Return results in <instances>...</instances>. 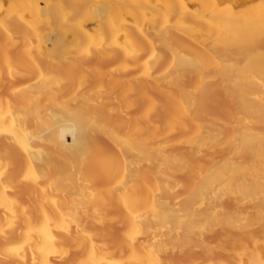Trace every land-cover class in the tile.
Masks as SVG:
<instances>
[{
	"label": "bare ground",
	"instance_id": "obj_1",
	"mask_svg": "<svg viewBox=\"0 0 264 264\" xmlns=\"http://www.w3.org/2000/svg\"><path fill=\"white\" fill-rule=\"evenodd\" d=\"M221 1L222 0H0V93H2L4 96L8 94H12L22 104H28L29 102H36L37 104L40 102L41 99L46 97L52 107L56 108V106L63 105L64 108L66 109L65 111L66 113L68 111H70V113H74L77 111V108H75V106L71 108L69 105L71 103L74 105L86 104L88 97L92 98L93 96H95L96 90L98 89L101 94V98H103L104 102L107 103L109 106L108 111L112 114V116H115L117 114L116 112H117L118 104L128 101L129 97H132L135 95L134 94L130 96L131 89L129 88H131L130 87L131 85L127 87L125 86L126 88L122 85L123 82L127 84H130L131 82L130 81L131 78L129 77V68L128 67L119 68L120 64L116 65V62L118 64V62L121 61L122 58L127 61L133 59L134 60L133 62L135 63V65L141 64V66H143V68L140 67L142 68V70L138 69L140 70L139 72L142 73L140 75L144 76V79H147V81H152L151 80L152 78L153 79L158 78L159 79L158 81L157 79H154V80H156L159 84H161L159 82L161 81L159 77L160 75L159 76L157 75L158 77H153L152 75L153 71L151 73V70H154L155 72L156 69H158L156 68V65L158 63L154 64V61L159 60L158 58L160 56L157 58L156 55L149 53L150 51H148V48H147L146 54H143L142 51L146 50L145 47L160 45V47L162 48L163 46H161V44L163 45L165 44V42L168 45L171 42L173 43V41H170L171 39L169 38H171L172 36H175L176 33L178 32L177 35H180L179 36L180 41L178 40L179 38L177 37L175 38H177V40L179 41L177 43L178 45H181V44L184 45V47L180 46L182 50L185 47H187L189 44H193V43L196 44L198 48L200 49V51L198 50L200 53L198 52L197 54L194 55V56L197 55L196 60H186L187 58L184 57L183 60L186 63L182 66L184 67L183 72H185V74L187 73L186 76H188L189 75L188 73L192 72L190 71V67H191L190 63L192 65H195L197 69L194 71L196 74V80L194 79V82L196 81L197 83H202L204 80L207 79L206 72L210 68L212 69V66L214 65V63H216V61H214L215 60L214 58L216 59L218 58L217 54L221 55L220 50L217 51L218 48L222 49L221 52L226 50L225 55L228 57L227 58L228 61L226 65H223L224 67L221 71L222 73H220L223 76V79L221 80L233 81V83H230V82L229 83L227 82V84L224 83L225 85L223 89H225L226 93L224 94L226 95H223V97L225 96V98L229 100L230 103L233 104L232 107L234 106L233 108L235 110L234 112L239 114L241 120L244 118V115H247V113H254L256 115L255 123L250 127L257 126V129L252 128L254 130L248 131L246 127L250 124L247 125V123H245L247 126L245 125V128H244L243 121H242V124H240V126L239 124H237L238 125L237 127L239 129L235 126L236 128L235 131L237 130L238 132L230 134L232 135V137L227 138L226 144L223 145V147H225V151L226 150L228 151L227 153L229 152L234 153L238 150L246 152L247 157L250 158V165L248 166V171H250L248 173L250 174V176L248 178H244V177L240 178V184L238 185L237 183H232V182H228L222 185L223 183L222 180L214 176L215 174H209V173L207 174L204 172L207 170L203 169L204 170L203 171L201 169L202 167H204V166L200 167L202 165L201 163L199 165L196 164L197 166L194 165L195 164L194 161H196V158L199 159L202 156L204 157L205 155L207 156V154L209 155V153H204V152H205L206 146H208L206 144H210L211 146L212 143L216 142L214 133L210 130L209 132L206 130V131H203V133L204 132H207V133L202 134L201 136L192 137L190 139L188 137H185L182 140V142L186 144V146H189V148L187 147L188 149L183 151L184 153H181V154H184L181 156L182 157L181 159L178 158L180 159L178 163V167L181 170L178 167L177 168L179 172H181L182 169H185V171L184 172L182 171V173L180 174L185 173L186 170L187 171L190 170L189 168H187V166L189 165V162H191L190 160L194 158V161H193L194 166L193 165H190V166L191 168L193 167L195 169L192 168L193 171L191 169L192 175L191 173H189L191 176V179L188 180L189 183L186 184L187 186H185L186 194L182 200V203L179 202L178 204L181 203V207H182V204H184L185 206L191 203L192 204L194 203V205H198V201L200 199H203V200L207 199L209 202L210 208L216 209L220 205V204L217 205L220 200H224L225 197H230L231 199H233L234 204L237 205L238 210L236 211L231 210L232 213L230 215L231 217L229 220L216 219L214 222L217 221V223H214V225L215 227H217L218 224H220V227H219L220 234H222L221 235L222 237L223 236L225 237L223 241H225L226 238L228 240H230V238L232 239L237 238L238 243L234 244L229 249V251L225 247L221 248L222 250L221 254L223 253L229 254L228 260H217L215 258V255H211V256L208 255L206 256L205 259L201 260L200 262L199 261L197 262L194 259L193 260L190 259L191 260L190 262L188 263L184 262V263L185 264H264V241L259 242V238L252 235V232L255 229L259 227L263 228L264 226V85H259L260 83L253 84L252 82H250L251 78L255 77L252 75L249 76V78L247 79L248 81H245L244 84L239 83V82L237 83L239 74L241 73V71H239L240 66L238 67V65H240L242 61L240 62L237 59L241 57L240 53L242 55L241 59L244 58L243 54H245V52L247 56L249 55V57H247L246 59L244 58L245 61H247L248 59V62H249V59L253 60V58L261 59L260 57L258 58H255V57L257 56V54H259L258 48H256L257 44L261 42L262 40L264 42V16L260 12H259L260 14L256 13L254 11V8L251 7L252 4L255 3L256 1L250 4L252 2L251 1L249 3L251 6L247 4V7L245 8L243 7L244 9L241 8V6H240L241 10L236 9V11H239V12L241 11L240 14L246 11L240 17L239 16L235 17L236 13L238 15L239 12H236L234 10V13L235 12L236 13L235 15L233 13V8H236L238 5L237 2L233 1V3H236L235 7L233 6L235 4L232 5L231 3H229L228 5L231 4L232 6V7L230 6L231 8H229L228 5H225V6H228L227 8L226 7L223 8L224 5L222 6ZM229 1L232 2V0H229ZM248 6L251 7L253 10L249 8L252 11L248 9L249 11L247 12ZM254 6L256 7L255 10L260 8L256 4ZM186 20L188 21V23ZM183 22L184 24L187 23L188 26H186L187 25L186 24L184 27H182ZM90 24L92 26L89 28L88 25ZM185 27L187 28L184 29ZM70 34H72L71 35L72 37L67 41V37ZM138 45H140V47L143 46L142 51L140 49L138 50L140 54H143L145 56L148 55L149 57H151L150 60H152V62L148 63L147 62L148 59L146 60L144 56L140 55L139 52L135 51L136 46ZM156 48L158 51L159 47H156ZM169 48L171 49V47ZM250 48H253L252 49L253 52L251 50L250 52L248 51V49ZM108 50H110V52L112 53L113 58L116 59L115 61L116 66L112 64L113 65L112 67L111 66L106 67V65H101L100 63L95 62L97 56L105 54V52H107ZM161 50H159V53H161ZM174 50L175 49H173V51H171L170 54L167 53V55L171 56L172 59L179 58L182 54V51L179 49L175 51ZM187 50L189 49L186 48L185 51L187 52ZM243 50H245L244 53H243ZM261 50L263 49H260V51ZM167 51L170 52V50H167ZM210 51L211 52L214 51V52L211 53ZM152 52H155V51H152ZM263 52L262 51L260 52V55L262 57L264 56L263 54H261ZM17 53H24V56L15 55ZM149 54H151V56ZM205 55H208L207 57H209L210 55L211 56L208 59H206L204 58ZM106 56L111 57V55L109 54H106ZM221 56H223L222 60L224 61L225 60L224 55H221ZM110 57L109 59H111ZM193 58L195 59V57ZM160 60H163V58ZM212 61H214V63H211ZM60 62L69 63L76 71H79V69H83L91 74L95 73L96 75H99L100 77L97 80L94 79L93 77L90 78L85 83L86 85L80 90L78 89L70 90L68 89V86L74 80L73 72L67 71L65 74H60L58 71L52 70V66ZM210 63L213 65L211 66ZM222 63L224 62H221V64ZM148 64H150V67ZM216 65L218 64L216 63ZM261 69H264V67L263 68L261 67ZM132 70H134V68H132ZM215 72L214 74L216 76L213 75L214 78L217 77V75H219L218 70H215ZM263 73H264V70H263ZM263 73L257 72L256 75L259 77H262ZM132 78H135V77H132ZM214 78L213 80L216 79ZM136 79L138 80L137 77ZM139 79H140V82L144 80L142 78H139ZM183 79L184 77L182 78V80ZM218 79L219 78H217L216 80L218 81ZM27 80H34V87L31 89V92L25 93V92H22L21 89H19V84ZM147 81L145 83L146 85L142 84L140 86V91H138L140 93L138 95L137 94L135 95L137 97L140 95L138 99H141V98L148 99L150 97L149 92L152 90L150 89V87H149L150 91L148 90L147 84H149L150 82L147 83ZM217 81H214V82H217ZM219 81L218 83L220 84ZM258 81L262 82V80L256 81L254 79V82H258ZM55 88H57L58 91L53 92V89ZM156 88H158V86ZM195 89H198V87ZM182 90H179V93H181ZM161 91H164L163 88L162 90H160V92ZM194 91L197 92L198 90H193V92ZM120 92L121 94L118 95L117 93H120ZM138 92L134 91V93H138ZM191 92L189 93L185 92L186 94L185 93L180 94L181 96L184 95V99H185V102L184 100L182 101V99L181 100L179 99L181 102L184 103V105L182 103L183 107L184 106L188 107L189 103L191 102H192V105L195 104L194 102L195 98L191 94ZM195 92L194 94L198 95V93H195ZM151 94L153 93L151 92ZM213 94L211 97H213ZM61 95H65V98H63L62 100H60ZM207 96H210V95H207ZM137 97H134L133 99ZM220 97L222 99V96ZM130 107H133V106H130ZM187 107H184L183 111L180 108V112L182 113H180L179 111L176 112L178 116L182 115L181 118L179 117L180 119L178 120L180 121L181 125L184 127L187 126V123L190 124L189 121H192V123L194 124V122H196L198 118L197 116L194 117V113H191ZM229 107L230 106H228V108ZM125 110L128 111V112L126 111L127 118L125 119H130L136 122L138 121L139 118H142L147 124H149V122H152L151 121L152 117L150 118L149 114L141 116V114L137 113L136 111L135 112L133 111L134 113L130 112L131 109L129 108ZM220 110L222 111V109ZM20 111H17V113L11 112V114H6V113L3 114L0 111V134L10 129H12V131L15 132L13 133L14 135L12 136L10 135L12 139L9 142L5 141L7 143H11L12 146L8 145L5 142L4 143L1 142L0 149L2 148L5 149V152L8 151L7 153L12 154L14 157L15 155L13 153L15 151L11 152V150L13 149V145H14V150H17L16 154L18 151L20 152V154L19 152L18 154L21 158L17 156L19 160L22 159V157L26 158L28 163L26 159H23L22 162L25 160L26 162L24 161V164H26L27 166L28 164L34 165L37 172L36 174H34L33 170H31L33 172L32 173L33 176L34 175L35 176L33 178L32 174L29 173L31 174V179H32V180H29L30 177H29V174H27L29 178L28 179L29 181H28L27 179H24V175L26 176V174L23 175V178L21 177L22 178L21 180L19 179L20 176L17 179H16V176L14 177L15 174L12 172L13 169L10 172L1 169L2 171H0V202L14 203L12 202V199L8 200L9 195L7 194V190L5 186L4 187L2 186V184L4 183L3 181L5 179L8 180V177H13L10 180L12 181V179H14V181L17 183V190H19L21 194V192L24 193V190L26 189V187H29V188L30 186L33 187L34 184L42 185V183H44V180L48 179V175L49 177H51L50 175H53L54 173H56L55 160H61V162L63 163V168L64 170H66V172L63 173L64 176L61 181L57 182L54 180L52 181V179H48V181L46 182V184H49L51 186L52 191H54L55 193L64 194V199H66L65 200L66 202H63L64 201L63 198L60 197L63 200L62 205L57 203V200L60 198H57L56 201H53V198H51L50 196L47 198V193L46 194L44 193L46 195L45 197L44 195H42L43 198L40 197L44 199L41 202L37 201L36 203H34L36 201V198L33 196L31 202H33L34 204L27 203L28 205L26 204V206H22L21 209L20 207H17L14 205L4 206L5 203H1L3 205L2 207L4 209V212L9 213L8 214L9 218H12V220L11 219L10 220L11 222H13V224L10 225L11 222L9 220L8 221L10 224L9 223L7 224L11 226L10 229H12V232H16V230L20 228L23 229V227H20V226H24L25 229H27L28 231L27 233L32 232L34 230L37 232L44 230V233H46V235L44 236H46L47 238L42 239L41 237L40 239L42 240H39V241L35 240V241H31L28 243V244L33 245L35 248L42 250L41 255L38 256L39 257L38 261L41 262V264H48L50 262L51 257H61V258H64V260L62 259L63 261H66V259L71 258V257L69 258V256L71 255V254L69 255V252L70 251L72 252V250H78L81 253V259L78 255L79 253H77L79 257L78 259L80 261H78L74 257L78 263L80 262L83 264L86 261H90L91 263H94L95 261L98 262L101 257L98 259V254H96L95 252V250H97L95 249L97 239L94 235H97V234L92 235L91 233L90 235H87V236L86 234L84 235V233H86V229L84 228L86 225L89 226V224H93L94 226H96L98 228L97 230H99L100 232L102 230H107V231L110 230L109 232L113 230L114 232L112 233L114 236H115L114 234L115 231L123 233L126 231V228L129 226L131 228V231L133 232L134 230H137L138 232L142 233L141 235L143 234L145 235V233H147V237L149 234H153V231H157L158 230L157 228H159L160 226H163L165 220H167V214L164 213L165 211L164 208H166L167 202L162 204V205H166L163 208L164 211L161 208L160 212L161 211L163 212L162 213L158 212L157 213L158 215L157 214L154 215L155 210L159 208V206L162 207L159 204L162 198H159V196L156 193H152V192L151 193L147 192V195L145 196V198L143 197L141 198V196H139L140 200L133 197L132 198L134 199L133 201L132 199H130L132 202L130 203L128 201L127 203L125 202L124 204L125 210L123 211H126V216L123 215V213H121L123 215V218L125 217L124 218L125 221H122L123 223L121 222L120 219L119 220L121 223L120 224L116 223L115 221H117L116 219L117 217L116 218H111L107 216H105L104 218H101V217L95 218L92 216H90L89 218L79 217L80 213L84 214V211L87 213L91 210L96 209V207H94L95 205H91L93 206V207H90L91 210L88 207V205H85V207L86 208L88 207V208L85 209L84 211H81L84 208H82L83 204L80 203V201L82 200L85 201L88 198L98 201L96 196L100 195V197H102L101 195H103L104 198H106L107 197L106 195H108L109 198L107 197L106 199H104V202L105 200H107V202L105 203L100 198V201H102L104 205H106V203L109 202L110 196L112 197L111 200L112 199L116 200L117 198H113V196L115 197L118 196L117 202L115 200L114 201L110 200L111 202H113V204L109 202L106 206L116 209L118 205L122 204V199H120L121 202L119 201V204H118L119 197L120 195L124 196L127 194L128 188H129L128 184H130L131 181L129 180L128 184L127 183L118 184L117 182L118 166L120 164L122 165L130 164L131 169H129V172L127 173V177L128 179H130L131 177L136 176L137 172H139L138 165L140 166L143 159H146L150 163L151 161L154 162L157 160L155 159L153 155L155 152L153 154L150 153V155L147 154L145 156L140 155V153L138 155V152L136 150L137 145H136V140H135V143H134L136 146L135 150H134V146L132 145L129 156L128 155L124 156L122 153H120V156H122L121 161H119L118 158H116L114 154H112L114 153L113 150H110L112 151V153L107 152L105 153L104 156L98 158V151L101 149L98 145L93 147L92 150L91 149L87 150L86 147L82 146L81 144L79 145L73 144V138L70 137L69 134H59L55 132V129L53 126V122H54L53 110L51 107L48 110H45V114L44 112L38 113V111L35 113L37 114L35 115V120L37 124H36V128L32 132L31 130L25 129L26 122L21 121L23 120V116L19 113ZM226 111L224 109L223 112L226 113ZM179 113L181 115H179ZM233 113L231 114L232 116L227 115L226 113V116H228L227 118H229V116L231 117L235 116ZM240 113L244 115L241 116ZM77 115L81 116V122L79 123L80 125L84 124L85 126L92 128L93 130L101 133V128H99L100 127L99 124L97 123L89 124L88 122L86 123L87 121L86 118H84L79 112L77 113ZM195 115H197V113ZM240 118H238L237 122L240 121L239 120ZM118 119L119 120L116 125L110 124L104 119L101 120V124L108 127V131H106L108 132L106 140H109V142L112 143L113 148L116 150L120 147L119 139H118L120 137V134L119 132L117 133V131H120L125 124L124 118L123 119L118 118ZM232 119H234V117ZM63 121L65 122V125L63 122L58 123L57 125L59 127L64 128L66 131L69 130L68 132H70L71 127H73V125H71L66 120V118ZM235 121L236 120L234 121L232 120L233 123ZM251 121L254 122V120H251ZM168 122L173 123V120L171 122V119H169L166 123L168 127L170 126L169 131L171 133L173 132L171 130L173 127H171L172 125H170ZM226 123L228 122L226 121ZM151 125L153 124L151 123ZM174 125H176L175 126L176 128L177 123H175ZM157 126L158 125H153L152 128H150V130L151 129L154 130L155 128L159 127ZM241 126H243L242 130H240ZM184 127L182 129L183 132L179 130V132L175 133L174 135H177L180 132L182 134L185 133L186 132L185 129H187V131L189 130L187 128L188 126L185 127V129ZM229 128L231 129V126ZM140 131L145 132V130H140ZM169 131L166 133H169ZM156 132H160V130L157 131L156 129L155 131H151V134L153 135ZM175 137H173V139ZM154 139H157V136ZM160 140H161V137H160ZM41 141L43 144L50 145L51 148H54V151L46 154L44 152L42 145H40V147L39 146L35 147L36 143L41 142ZM167 141L169 140L167 139ZM158 143L160 145V142ZM158 143L156 145H158ZM162 147H164V145L161 146V148ZM157 148H160V147H157ZM161 148L160 150L161 152H163ZM164 148L166 149V147ZM218 149H221L220 146H214V152L216 153H214L212 157L211 155L213 152L211 153V151L213 150L211 149L210 151H206V152H210L211 154L210 160L212 161V164H214L216 162V158H218L217 157ZM134 151H136V153ZM155 151H159V150L155 149ZM222 151H220V153ZM161 152L159 151V153ZM160 155L163 156L164 154L162 153ZM206 156L204 158L202 157L201 160L202 159H205V161L208 160ZM15 162H16V157H15ZM199 162L201 161L199 160ZM10 163H13L12 158L10 160ZM28 168L32 169L31 166ZM6 169L9 170L8 168ZM85 172H88L86 173L88 175L84 176ZM78 174L79 176H77ZM173 175L175 174L173 173ZM188 178H190L189 175H188ZM85 182H87V184H85ZM177 182L178 184H181L179 183V181ZM176 183L175 185L179 187V185ZM173 186H174V183H173ZM182 188L180 187V189L178 190H181ZM7 189L9 190L8 187ZM134 189L136 190L135 187ZM13 191L14 190H11L12 193L15 192ZM138 193L140 192L138 191ZM138 193L134 194L133 196L135 197L138 196ZM30 196H32V194L31 195L29 194V197ZM53 197H56V196L54 195ZM49 199H52V200H49ZM20 203H18L17 205H21ZM95 203L97 204L98 202H95ZM103 203H100V204H103ZM110 204H112L113 206L112 205L110 206ZM104 205L103 207L105 210L106 207ZM16 208L20 210H17ZM98 208H100V205ZM47 210H49L50 212L64 211L63 213L70 211L68 213L69 214L74 213L76 214L75 216H77V214L79 213L77 216L78 218H80L79 220L77 221L74 220L73 218L75 217L74 215H71V217L73 218L71 219L76 221L77 229L79 228L80 230L81 229L84 230V233L79 234V236H81L79 237L80 239L79 242L83 244L82 242L87 241L90 247H87V248L76 247L73 241L66 245V242H70L68 241V237L73 236V232L75 231L74 230L75 228L71 226L72 223L70 224V227H72V229L69 226H67V224L65 226H61L59 219L57 221L55 220V218H50V215L52 217L53 216L52 214L56 212L49 214ZM104 210L103 212L106 213L105 212L106 210L105 211ZM46 211L48 213L47 214L48 217L42 218L44 217L43 212H46ZM97 211L101 212V210L99 209ZM26 212L28 214L37 212L38 215L36 217L37 219L36 221H38L39 218H42V220L39 219V221L36 222L32 220L33 218L27 217L28 214H26ZM40 212H42V214ZM25 214H26L25 220L28 219L29 223L27 221L25 222V224L22 225V222H24L25 220L23 221V219L21 218ZM69 214L66 213L65 215H68L69 217ZM243 214L245 215L242 217ZM61 215L63 214L61 213ZM61 215H58L56 213V216L61 217ZM241 217L243 219H241ZM70 222L72 221L70 220ZM187 226L188 225L185 223L184 228L187 229L188 228ZM50 228H54L58 231L63 230V232H65L64 234H66L65 236L66 237L68 236V237L65 238V236L64 237L61 236V239H63L61 240L59 236L62 235L61 234L62 232L58 233V231L57 233L59 234V236L57 234L50 235L51 231H48V229ZM180 228H181L180 226L177 227V229H180ZM51 230L53 231V229ZM54 232L55 231H53V233ZM176 232H177V235L181 234L178 231ZM122 233H121V236H122ZM137 234L139 235V233ZM137 234L135 236H137ZM116 235L119 236V234H116ZM144 235L141 237L142 238L145 237V239H147L146 236ZM97 236H100L99 233ZM110 237L108 236V238ZM135 238L132 237L131 239L132 246L130 248H132L131 249L132 252L130 251L131 253L129 254V257H127L126 260L119 261L120 260L119 259L118 260L119 262L117 261L115 264H156V263L158 264L159 262H161V259L159 257V255L161 256L160 251L158 252V250L155 249L154 247L153 249L150 250L149 246L146 250L147 254H145V251L143 253L146 256V259L144 258L143 260L142 252L140 251L141 252L140 253L137 251L138 250L137 246H140L139 243H141L142 239L140 238L141 240L140 239L136 240ZM64 239H66L67 241ZM127 239H130V238H127ZM60 240L62 242L66 241L64 244L65 245L64 249H61L55 245L57 242H60ZM106 240H110V239H106ZM101 241L102 239L100 240V242ZM249 241L250 242L252 241L253 243L252 249L250 248V245L252 243H250L249 246L246 245V243H248ZM27 242L28 241H26L25 243ZM25 245L27 246V244ZM83 245L85 246V243ZM118 249L117 251H119ZM148 249H149V253H148ZM17 250L18 249L16 248V251ZM136 251L138 252L137 255L138 254L142 255L140 256L142 259L139 258L137 255H135L134 258L133 256H131V254L132 253L135 254ZM26 252L27 254H29L28 250ZM109 252H112V251H109ZM195 252L198 253V251H195ZM99 253L101 254V252ZM183 253L182 254L180 253L182 257H183ZM124 254H121L119 256L123 257L122 255ZM193 255H196V254H193ZM182 257L181 259H183ZM193 257L195 258V256ZM21 258L24 259V257H21ZM176 259L177 258H175V260ZM179 259L180 257L178 258V260ZM93 260L94 262H92ZM106 262L108 263L109 261L107 260ZM85 264H88V262H86ZM167 264H169V262ZM170 264L172 263L170 262Z\"/></svg>",
	"mask_w": 264,
	"mask_h": 264
},
{
	"label": "rangeland",
	"instance_id": "obj_2",
	"mask_svg": "<svg viewBox=\"0 0 264 264\" xmlns=\"http://www.w3.org/2000/svg\"><path fill=\"white\" fill-rule=\"evenodd\" d=\"M233 1L237 2V4H238L236 8H233V13H234V10L235 11H236V9H240L241 10V8L247 7V4L250 5L254 1H256L258 3L255 2L253 4L254 5L255 4L258 5V7H260V8L255 10L256 7L253 4H252V6L251 5L250 6L252 8H254V11L256 13L260 12L264 16V0L263 1L262 0H245V1L244 0H232V2L229 1V0H222L221 4H222V6L224 5L223 8L224 7L227 8L228 6H229V8H231L232 7L231 4L232 5L235 4V5H233L235 7L236 3H233ZM229 3H231V4L228 5ZM225 5H228V6H225ZM240 6H241V8H240ZM251 7L248 6L247 12L250 10L249 8H251ZM243 9H242V11H243ZM252 10H250V11H252ZM236 12H239V11H236ZM240 12H239L238 15H237V13H236V15L234 13L235 17H238V16L240 17L246 11L242 12V14H240ZM187 23H188V21H187ZM187 23L184 24V22H183L184 25L182 24V27H184ZM91 26H92L91 24L88 25L89 28ZM186 26H188V24ZM186 28L187 27H185L184 29H186ZM177 34H178V32L176 33L175 36H172L171 38H169V39H171L170 41H173V43L175 45L172 42H171L172 44L170 43L169 45L165 42V44H163V45L161 44V46H163L162 48L160 47V45H155V46L145 47L146 50H144V51H142L143 46H141V47H140V45L136 46V50H135L136 52H139L138 50L140 49L143 52V54H146L147 53V48H148V51H150L149 53H151L153 55H156L157 58L160 56L158 58L159 60H155L154 61V64L155 63L156 64L160 63L159 65L157 64L158 66L156 65V68H158V69L155 68L156 69L155 72H154V70H151V73L153 71V73H152L153 77H158L160 75L159 77H160L161 81H159V82L161 84H159L157 82L159 80L158 78H154V79H157V81H156V80H154L151 77L152 78L151 80L153 82L152 81H147V79H144V76L140 75L142 73L139 72L140 70H142L143 66H141V64L135 65V63L133 62L134 61L133 59L127 61V60L122 58V60L120 59L121 61H119L118 64L116 62V65L120 64L119 68H122V67H128L129 68V77L131 78V80H130L131 82H130V84H127V83L123 82L122 85L124 87L125 86L127 87V86L131 85L130 86L131 88H129V89H131L130 96L134 95V94L138 95L140 93V92H138V91H140V86L142 84L146 85L145 84L146 81H147V83L150 82L149 84H147L148 85V90L150 91V89H151L152 91L149 92L150 93L149 94L150 97L148 99H144V98L143 99L142 98L138 99L140 95L138 97L134 95L132 97H129L128 101H125L123 103L118 104L117 112H116L117 114L115 116H112V114L108 111V107L109 106H108L107 103L104 102L103 98H101V94H100L98 89L96 90L95 96H93L92 98L88 97L89 100L87 99V103L86 104L74 105V104L71 103L69 105L71 108L74 107V106H75V108H77V111L74 112V113H70V111H68L66 113L65 112L66 109L64 108L63 105L56 106V108L52 107L46 97L41 99L40 102L37 103V104H36V102H29L28 104H22L12 94H8V95L4 96L2 93H0V111L3 114L4 113L11 114V112L17 113V111L21 110L19 112L23 116V120H21V121H25L26 122L25 129L31 130V132L34 131V129L36 128V124H37L36 120H35V115H37V114H35V113L38 111V113H40V112L43 113L44 112V114H45V110H48L51 107L52 110H53V120H54L53 126H54V129H55V132L59 133V134H69L70 137L73 138V144H76V145L81 144L82 146L86 147L87 150L88 149L92 150L93 147L98 145L101 148L98 151V158L104 156L105 153H107V152L108 153H112V151H110V150H113L114 153H112V154H114V156L116 158H118L119 161H121L122 160V156H120V153H122L124 156L125 155L129 156L130 149H131L132 145L134 146V150H135V148H136V146L134 144L135 140H136V145H137V149L136 150L138 152V155L140 153V155L145 156L147 154L150 155V153L153 154L155 152L153 155H154L155 159H157V160L154 161V162L151 161V163H150L146 159H143V161L141 162L140 166L138 165L139 172H137L136 176H133L130 179H128V177H127V173L129 172V169H131L130 164H127V165L120 164L118 166V168H117V174H118L117 182H118V184H121V183H127L128 184L129 180L131 181V183L128 184L129 188H128L127 194L126 195L123 194L124 196L120 195L119 200H118V204H119V201L121 202L120 199H122V204L118 205V207L116 206L117 207L116 209L106 206L109 202L113 204V202H111V201H114L115 199L111 200V198H112L111 196H110L109 202L106 203V205H104V203L107 202V200H105V202H104V199H106L108 197V195H106L107 197L105 196L106 198H104L103 195H101L102 197H100V195L96 196L98 201H95V200L90 199V198H88L89 200L86 199L85 201L84 200L80 201V203L83 204L82 208H84L81 211H84L88 207L89 208L93 207L91 205H95L94 207H96V209L94 208L95 210H91V208H90L91 211L87 212L88 214L85 211H84V214L80 213V216H79L80 218H89L90 216L95 217V218H97V217L98 218L99 217L104 218L105 216L111 217V218H116L117 217L116 219H117L118 222L117 221H115V222L120 224L122 221H125V219H124L125 217L123 218V215L126 216V211H123V210H125V205H124L125 202L126 203H127V201L129 203L132 202L134 200V199H132L133 197L137 198L139 200H140L139 196H141V198L142 197L145 198V196L147 195V192L156 193L159 196V198H162L161 201H160L161 203L159 202V204L162 207L159 206L160 209L157 208L155 210L154 215H156L158 212H160L161 208H162L163 211L165 209L164 213L167 214V220H165L163 226H160L159 228H157L158 230L156 229L157 231H153V234H149L151 236L148 235V237H147V233H145V235L143 234L144 236H146V238L148 240L145 239V237H143V238L141 237V236H143V235H141L142 234L141 232H138L137 230H134V232L136 231L134 233L133 231H131V228L129 226L126 228V231L123 232V233L115 231V233H114L115 236H114L113 233H112V232H114L113 230L111 232H109L110 230H108V231L107 230H102L100 232L99 230H97L98 228L96 226H94L93 224H89V226H87V225L85 226L84 229H86V233H84V230H82V229L80 230L79 228L77 229V227H76V221L80 219V218L77 217L79 213L77 214V216H75L76 214H74L73 212H72L73 214H71V213L69 214L68 212H70V211L65 210V211H67L66 213L69 214V217H68V215H65L66 213H63L64 211H62V212L54 211L58 215H61V213L63 214V215H61V217H59V216H56V213L50 212L49 210H47L49 214L50 213L51 214L54 213V214H52L54 217L53 216L51 217V215H50V218H55V220H57V221L59 219V222H60L61 226H65L67 224V226L70 227V224L72 223L71 226L73 228H75L74 229L75 231L72 230V231H74L73 232V236H71V237L67 236L68 237V241H70V242H66L67 240L64 239V240H66L65 241L66 245L73 241V243H74V245L76 247H83V248L90 247V245L88 244L87 241L86 242H82L83 244L85 243V246L79 242L80 241L79 237H81V236H79V234L84 233V235L86 234V236H87V235H90L91 233H92V235H94V234L98 235V233H99L100 236L94 235L96 237V239H97L96 240L97 243H96V247H95V249H97V250H95V252H96V254H98V259L101 257L100 258L101 260L100 259H99V261L97 260L98 262H96V261L94 262V260H93L92 262H94L95 264H115L119 259H120L119 261L126 260V258L129 257V254L132 252L131 251L132 248H130L132 246V244H131L132 237L133 238L136 237L135 238L136 240H139L140 238L142 239V240L140 239L141 243H139V245L142 246V244H143V246L142 247L137 246V249H138L137 251L138 252L141 251L143 256L139 255V254L137 255V253H138L137 251H136L135 254L132 253L131 256H133V258L135 257V255H137L139 258H141L140 256H142V258L144 260V258L146 259V256L143 254L144 251H145V254H147L146 250H147L148 246L150 247L149 248L150 250L153 249V247H154L155 249L158 250V252L160 251V254H161V256L159 255V257L161 259V262H159L158 264H164V263L167 264L168 262H169V264H170V262L172 264H176V263L177 264H181V263L185 264V263L190 262L193 259L196 260L197 262L198 261L200 262L201 260L205 259L206 256H208V255L209 256L215 255V258L217 260H228L229 254L225 253L226 254L225 255L223 252H222L223 254H221V251H222L221 248L225 247L229 251V249L234 244L238 243L237 238L236 239L230 238V240H228L226 238L225 241H223L225 237L224 236L222 237L221 236L222 234H220V229H219L220 224H218L217 227H215V225H214V223H217V221L214 222L216 219L229 220L230 217H231L230 215H231L232 211L238 210L237 209V205L234 204L233 199H231L230 197H225L224 200H220L218 202V204H217V205H219V204L220 205L216 209H214V208L211 209L210 208V205H209V202H208L207 199H204V200L200 199L198 201V205H194V203L193 204L191 203V204H188V205L185 206L184 204H182V207H181L182 200H183V198H184V196L186 194L185 186H187L186 184L189 183L188 180L191 179V176H190L189 173H191V175H192V171H193V169H195L193 167H192L193 168L192 169L191 166H190V165H193L194 158L192 160H190L191 162H189L188 166H190V167L187 166V168H189L190 170H188V171L186 170V172L183 173V174H180V173H182V171L184 172L185 169H182V171L179 172L178 171V168H179L178 167V163H179L180 159L182 158L181 156L184 155V154H181V153H184L183 151H185V150H187L189 148V146H186V144H184L182 142V140L185 137H188L190 139L192 137L201 136L202 134H206L207 133V132L203 133V131L207 130L209 132V130H210V131H212L214 133L215 138H216V142L212 143L211 146H210V144H206L208 146H206L204 153H209V155L208 154H207V156L205 154H203V155H205L208 160L205 161V159H202L203 160L202 161L201 158L203 156L200 157L199 159L196 158V161H194L195 162L194 165L197 166V165H199L201 163L202 165L200 167L204 166L201 169L202 170L203 169L207 170V171L203 170L207 174L208 173L209 174H215L214 176H216V177H218L219 179L222 180V182H223L222 185H224V184H226L228 182L237 183V185L240 184V178H242V177L248 178L250 176V174L248 173V172H250V171H248V166L250 165V158L247 157L245 151H239L238 150V151H236L234 153L232 152L233 154L229 152L230 153L229 154V153H227L228 152L227 150L225 151V147H223V145L226 144L227 138L232 137V135H230V134L238 132L237 130L235 131V129H236L235 126L237 127L238 126L237 124H239V126H240V124H242V121H243L244 128H245V125H246L245 123H247V125L250 124L248 126L246 125L248 127V128L246 127V129L248 131L254 130L252 128H256L257 129V126L250 127V126H252L255 123L256 115L254 113H247V115H244V114L240 113L241 116L244 115V118L242 117L243 119L241 120L239 114L234 112L235 111L233 109L234 106L232 107L233 104L230 103L229 100H227L225 98V96L223 97V95H226V94H224V93H226L225 89H223L224 85L227 84V82L228 83L229 82L233 83V81H223V80H221V79H223V76L220 73H222L221 71H222V69L224 67L223 65H226V63L228 61V59H227L228 57L225 55V53H226L225 51L226 50L223 49L224 51H222V52H221V50H222L221 48L220 49L218 48V50H217V51L220 50L221 55H224V59H225L224 61L222 60L223 56H221L219 54H217V56H218L217 59L214 58L215 59L214 61H216V63L219 65L220 69H219L218 65H216V63H214V61H212L211 63H214V65L210 63V65L211 66L213 65V66H212V69L210 68L206 72V75H207L206 78L207 79L204 80L202 83H197L196 81L194 82V79L196 80V74H195L194 71L197 69V67H195V65H192L190 63V65H191L190 71H192V72L188 73L189 75L186 76L187 73L185 74V72H183V68L184 67L182 65H184L186 63L183 60L184 57L187 58L186 60H196L197 59V55L196 56H194V55L197 54L200 51V49L198 48V46L196 44L193 43V44H189L188 46L185 45L187 47H185L182 50V48L180 46L184 47V45L183 44H181V45L177 44L180 41V37H179L180 35H177ZM71 35L72 34L68 35L67 41L72 37ZM175 37L179 38L178 39L179 41ZM156 47H159L158 51H157ZM169 47H171V49ZM178 47H180L181 49L178 48ZM186 48L189 49V50H187V52L185 51ZM256 48H258L259 54H257V56L255 58L260 57L261 59H254L253 58L254 61L252 59H249V62H248V59H247V61H245L244 58L246 59L247 57H249V55L247 56L246 52H245V54H243V56H244L243 59H241L242 58L241 53H240L241 57H239L241 60L239 58H237L238 61H240V62L242 61L241 64L238 65V67L240 66L239 67L240 69L237 67L239 69V71H241V73H240L241 76L239 74L237 83L239 82V83L244 84L245 81H248L247 79L249 78V76L252 75V76H255L256 78L252 77L250 82H252L253 84H255V83L259 84L260 83L259 85H264V78H263L264 77V73H263L264 69H261V67L262 68L264 67V56L262 57L260 55V52L264 51V42H263V40L257 44ZM173 49L181 50L183 56L181 54V56L179 58L172 59L171 56L167 55V53L170 54L171 51H173ZM252 49L253 48H250V49H248V51L250 52V50H251L253 52ZM260 49H263V50L260 51ZM159 50H161V53H159ZM167 50H170V52H168ZM152 51H155V52H152ZM214 51H215V49H214ZM214 51H212V52L210 51V52L213 53ZM244 51L245 50H243V53H244ZM223 52H224V54H223ZM106 54L111 55V57L109 56L111 59H109V57L106 56ZM139 54H140V52H139ZM143 54H140V55L144 56L146 58V60L148 59L147 60L148 63L152 62V60H150L151 57H149L148 55L145 56ZM151 54H149V55L151 56ZM261 54L264 55V52L261 53ZM15 55L24 56V53H17ZM207 56L208 55H205L204 58L208 59L211 55L209 57H207ZM193 57H195V59ZM112 58H113V55L110 52V50H108L107 52H105V54L97 56L95 62H98L101 65H106V67H109V66L112 67L113 66L112 64H114V66H116L115 65L116 59L115 58L112 59ZM162 58H163V60H160ZM260 60H261V62H260ZM124 61H126V62H124ZM250 61H252V62H250ZM221 62H224V63L221 64ZM148 65L150 67V64H148ZM140 67H142V68H140ZM151 67H152V65H151ZM132 68H134L135 71L132 70ZM214 68H215V70H218V72H219L220 76L217 75V77H215V78L216 79L219 78L218 81L220 80L219 81L220 84L218 83V81L213 76V75H215L214 74V72H215ZM138 69H140V70H138ZM52 70L58 71L60 74H65L67 71L73 72L74 80L68 86V89H70V90H73V89L80 90L86 85L85 83L90 78L93 77L94 79L97 80L100 77L99 75H96L95 73L91 74V73H89V72H87V71H85L83 69H79V71H76L69 63H66V62L65 63L60 62L58 64H54L52 66ZM248 72H249V74L251 72L252 73L249 75ZM255 72L256 73L257 72H261V73H263L262 74L263 76L259 77V76L256 75ZM132 77H135V78H132ZM136 77L138 78V80L136 79ZM183 77H184V79L182 80ZM185 77H186V79H185ZM241 77H243V78H241ZM139 78H142L145 81L141 79L142 81L140 82ZM213 78L215 80H213ZM239 78L241 79V81H240ZM187 79H188V81H187ZM254 79L256 81L257 80H260V81L262 80V82H259V81L258 82H254ZM137 81H139L140 83L137 82ZM143 81H144V83H143ZM214 81H217V82H214ZM154 83H156V84H154ZM155 86L156 87L158 86L159 89L156 88ZM33 87H34V80L23 81V82H21L19 84V89H21V91L25 92V93L31 92V89ZM149 87H150V89H149ZM197 87H198V89H195ZM162 88H163L164 91L160 92V90H162ZM217 88H219V89H217ZM182 89L184 90V92H183ZM179 90H182L183 93H185V92L189 93V92L192 91L191 94L195 98V101H194L195 104L194 105H192V102H191V103H189V105L187 104L188 107L184 106V107H187L188 110L191 113H194V117L195 116L198 117L197 121L194 122V124L192 123V121H189L190 124L187 123L188 127L187 126H185V127H187L189 129L188 131H187V129H185L184 126L181 125L180 121L178 120L182 116L180 114V113H182V112H180V108H181L183 102H181L180 100L182 99V101L184 100V102H185L184 95L181 96L180 94H183V93L181 91H180L181 93H179ZM193 90H198L197 92L194 91L195 93H198V95L194 94ZM56 91H58L57 88L53 89V92H56ZM132 91H133V93H132ZM134 91L138 92V93H134ZM151 92L153 94H151ZM117 94L119 95V94H121V92L117 93ZM212 94H213V97H211ZM207 95H210V96H207ZM220 96H222V99H221ZM134 97H137V98L133 99ZM208 97H209V99H208ZM210 97L213 98V99H211ZM63 98H65V95H61L60 96V100H62ZM211 101H213V102H211ZM183 105H184V103H183ZM185 105H186V103H185ZM130 106H133V107H130ZM228 106H230V107L228 108ZM184 107L182 106V108H181L182 111H183ZM128 108L132 110V111L130 110V112H133V111L135 112L136 111L137 113L141 114V116L149 114L150 118L152 117L151 118L152 122H149V124H147L142 118H139L138 121H136V122L132 121L130 119H125V118H127L126 113L128 112L125 109H128ZM220 109H222V111ZM224 109H225V111L227 109V111H226L227 115H231L234 112L233 114L236 116V118H235V116H233L234 119H232L233 118V117H231L232 115L229 116V118H227L228 116H226V113L223 112ZM178 111L180 112L179 115H181V116L177 115L176 112H178ZM78 112L84 118H86V120H87L86 123L88 122L89 124H96V123L99 124V126H100L99 128H101V133L93 130L92 128H89V127L85 126L84 124L80 125L79 123L81 122V116L77 115ZM196 113H197V115H195ZM235 113L238 114V115H236ZM160 114H161V116H160ZM249 114H251V115H249ZM166 116H167V118H166ZM65 118L71 125H73V127H71L70 132H68L69 131L68 129H67L68 131H66L64 128L59 127L57 125L58 123H61V122H63L64 125H65V122L63 121V120H65ZM118 118H122V119L124 118L125 119V124H124L123 128L121 129L122 131L121 130L120 131L116 130L117 133L119 132V134H120V137L118 138L120 147L116 150V149L113 148L112 143L109 142V140H106L107 133H108L106 131H108V127L103 125V124H101V120L104 119L108 123L116 125L118 120H119ZM238 118H240L239 120L241 122L240 121L237 122ZM169 119H171V122L173 120V123H169L168 122L170 125H172L171 127H173L171 129L173 132H171V133L169 131L170 130V128H169L170 126L168 127V125L166 124ZM175 119H177V120H175ZM231 119L233 121L234 120H236V121L233 123ZM251 120H254V122L251 121ZM226 121L228 123H226ZM251 122H253V123H251ZM151 123L153 125H158L159 127L157 126L158 128H155L154 130H152V129L150 130V128H152V126H153V125H151ZM175 123H177V127L176 128H175L176 125H174ZM228 124H230V125H228ZM228 126L229 127L231 126V129ZM243 126L240 127L241 128L240 130H242ZM183 127L186 130V132L184 131L185 133L182 134L181 132H183L182 131ZM227 127H228V129H227ZM233 127H234V129H233ZM156 129H157V131L160 130V132H156L155 134L152 135L151 131H155ZM140 130H145V132H141ZM167 130L169 131V133H166V132H168ZM179 130L181 131L180 132L181 134L179 133L177 135H174L175 133H178ZM13 133H15V132L12 131V129L6 130V132L1 133L0 134V138L1 137L2 138L0 139V143L1 142L4 143L5 141L9 142L12 139L11 136L14 135ZM114 133H115V131H114ZM165 135H167V136H165ZM180 135H182V136H180ZM154 136L155 137L157 136V139H154L155 138ZM160 137H161V140H160ZM173 137H175V138L173 139ZM3 139H5V140H3ZM167 139L169 141H167ZM7 142H5V143H7ZM156 142L157 143L160 142V145L161 146L164 145V147H166V149L164 147L161 148L159 143H158V145H156L157 144ZM162 142H163V144H162ZM152 143H153V145H152ZM154 143H156V144H154ZM167 143H168V145H167ZM7 144L11 145V143H7ZM40 145L43 146L44 152L46 154L54 151V148H51L50 145L43 144L42 141L41 142H37L35 147H38V146L40 147ZM214 146H220L221 149L217 150V152H218L217 153V157L218 158H216V162L214 164H212V161L210 159L214 155V153H216V152H214ZM0 147H1V144H0ZM157 147H160L163 152H161L160 148H157ZM155 149L159 150L161 153H159V151H155ZM211 149L213 150V151H211V153L213 152L212 155L210 154V152H206V151H210ZM219 150L220 151L224 150V151H222L221 152L222 154H221ZM16 151L17 150H14V145H13V149L11 150V152H14L13 154L15 155L13 157L12 154L7 153L8 151L5 152V149H3V148L0 149V166H1L0 167V171L5 170V171H9L10 172L13 169L12 172L15 174V175L14 174L13 175H14V177L16 176V179L20 176L19 179L22 180L23 175L26 174V176L24 175V179L28 180L29 178H28L27 174H29V173L32 174L33 172H34V174H36L37 170L35 169L34 165H31V164L29 165L28 164V166H27L26 164H24L25 160L22 162V160L26 159V158L22 157V159H20L21 160L20 161L19 160V158H21L19 156L20 152L18 151L19 154H18V152L16 154ZM134 152L136 153V151H134ZM6 153L9 154V155H7ZM162 153L164 154L163 156L160 155ZM10 155H11V157H10ZM158 155H160V156H158ZM210 155H211V157H210ZM17 156H19V158ZM15 157H16V162H15ZM11 158L13 159V163H10ZM178 158H180V159H178ZM199 160L201 162H199ZM26 161H27V159H26ZM129 161H130V159H129ZM210 161H211V163H210ZM55 162H56V168H55L56 169L55 170L56 173H54L53 175H50L51 177H49V175H48V179H52V181L54 180V181L59 182V181H61L63 179V176H64L63 173H65L66 170H64L63 163L61 162V160H55ZM6 163H8V164H6ZM27 163H28V161H27ZM10 164H11V166H10ZM12 165L15 166V167H13ZM30 166H31L32 169L28 168ZM6 168H8L9 170H7ZM191 169H192V171H191ZM31 170H33V172ZM175 171H177L178 173L175 172ZM86 173H88V172H85L84 176L88 175ZM173 173L175 175H173ZM31 174H29V177H30L29 180H32L31 179ZM188 175H189L190 178H188ZM32 176H33V174H32ZM34 176H33V178H34ZM77 176H79V174ZM11 178H13V177H8V180L5 179L3 181L4 183L2 182L3 183L2 186L3 187L5 186V188L7 190V194L9 195V197L7 196L8 200L12 199V202H14V203L0 202V204L1 203H5L4 206L14 205V206L20 207V209H21V207L22 206H26L27 203L28 204L29 203H31V204L33 203V202H31L33 196L36 198V201L33 200V201H35L34 203H36L37 201L41 202L42 200H44V199H42L43 198L42 195H44V197H45L46 193H47V198L50 196L51 198H53V201H56V199L60 198V197L63 198L64 201L61 198H60L61 201H60V199L57 200V203L60 204V205H62L63 202H66L65 201L66 199H64V194L55 193L54 191H52L51 186L49 184H46L48 179H45L44 183H42V185L41 184H39V185L34 184V186H33L34 188L32 186H30V188L26 187V189L28 188L27 191L25 189L24 193L21 192V194H20V191L17 190V183L14 181V179H12V181H11L10 180ZM174 178L177 181H179V183H181V184H178V182ZM172 181L174 183V186H173ZM175 183L178 184L179 187L176 186ZM85 184H87V182H85ZM7 187L9 188V190L7 189ZM13 187H14V189H13ZM134 187L136 188V190L134 189ZM180 187L181 188L183 187V188L181 190H178V189H180ZM11 190H14L15 192L13 191L14 193H12ZM45 191H47V192H45ZM138 191L140 193H138ZM136 193H138V196H136V197L133 196ZM29 194L30 195L32 194V196H30L31 198L29 197ZM139 194H141V195H139ZM54 195L56 197H53ZM14 196H16V197H14ZM40 197H42V198H40ZM47 198H45V199H47ZM100 198L103 200L104 203L102 201H100ZM113 198H117L118 199V196L117 197L113 196ZM163 198H164V200H163ZM117 199L115 200L116 202H117ZM130 199H132V201ZM19 200L21 201V203H20ZM49 200H52V199H49ZM91 200H93V201H91ZM162 200H163V202H162ZM95 202H98L97 203L98 205ZM99 202L103 203V204H100ZM179 202H181V203L178 204ZM18 203H20L21 205H17ZM87 203H89V204H87ZM163 203H166L167 206L166 205H162ZM112 204H110V206ZM85 205H88V207L86 208ZM99 205H100V208H98ZM103 205L106 207V209H105L106 211L104 210ZM114 205H116V204H114ZM121 205H122V207H121ZM2 206L3 205L1 204L0 208ZM165 206H166V208H164ZM110 208L113 209V210H111ZM20 209H17V210H20ZM98 209L101 210V212L97 211ZM103 210L106 213L108 212L109 214L107 213L108 214L107 215L106 213L103 212ZM47 211L43 212V214H44L43 216L44 217L41 216L42 218H47L48 217L47 216V214H48ZM163 211H161L160 213H162ZM30 212H32V211H30ZM35 213H29L28 214L26 212V214H28L27 217L33 218L32 220L36 221L37 220L36 217H37L38 213L37 212H35ZM40 213L42 214V212H40ZM40 213H39V215H40ZM121 213H123V215ZM8 214L9 213H5L4 212V209L2 207L1 210H0V264H20V263L21 264H41V262L38 261V259H39L38 256L41 255L42 250L37 249L33 245L28 244V243L31 242V241H35V240L39 241V240H42L43 238L44 239L47 238L46 236H44V235H46V233H44V230L40 231V232L39 231L37 232V231L34 230L32 232L27 233L28 231H27V229H25L24 226H20V227H23V229L20 228V229H17L16 232H12V229H10L11 226L7 225L9 223V221L11 222V220H12V218H9ZM26 214L24 216H22V218H21V219H23V221L25 220ZM71 215H74L76 217V218L73 217L74 220H76V221L72 220L73 218L71 217ZM244 215L245 214H243L242 217ZM120 216H122V217H120ZM10 217H11V215H10ZM153 217H155V216H153ZM242 217H241V219H243ZM42 218H39V219L42 220ZM69 218H70V220L72 222H70ZM39 219H38V221H39ZM119 219L121 220V222H120ZM27 221L29 223V220L26 219L24 222H22V225L25 224V222H27ZM38 221H36V222H38ZM31 222H33V221H31ZM185 223L188 225L187 229L184 228V224ZM12 224H13V222H11L10 225H12ZM177 225L180 226L181 228L177 229V227H178ZM72 227H70V228L72 229ZM259 228H260V230H259ZM259 228L255 229L252 232V235H254L255 237L259 238V242H263L264 241V234H263L264 233V226H263V228L262 227H259ZM51 229H53V231H55V232L53 233V231ZM48 231H51L50 235L51 234L52 235L53 234H57L58 236H59L58 233L62 232L61 233L62 235L59 236L60 239H61V236L64 237L66 235V234H64L65 232H63V230L62 231L61 230L58 231V230H56L54 228H50V229H48ZM57 231H58V233H57ZM176 231L180 232L181 234L178 233L179 235H177ZM45 232H46V230H45ZM87 232H88V234H87ZM121 233H122V236H121ZM137 233H139V235ZM116 234H119L120 237L118 235H116ZM136 234H137V236H135ZM7 235H9V236H7ZM110 235H111V237H110ZM108 236L110 238H108ZM41 237H42V239H40ZM67 237L65 236V238H67ZM29 238H31V239H29ZM70 238H71V240H70ZM127 238H130V239H127ZM101 239H102V241L100 242ZM106 239H110V240H106ZM61 240H63V239H61ZM61 240H60V242H57L55 245L58 246L61 249H64L65 248V245H64L65 242L64 241L62 242ZM26 241H28V242L25 243ZM98 241H99V243H98ZM18 242H20V243H18ZM126 243H128V244H126ZM250 243H252V241L251 242L249 241L248 243H246V245L249 246ZM25 244H27V246ZM106 245H107V247H106ZM62 246H64V247H62ZM252 246H253V243L250 245L251 249L253 248ZM121 247H123V248H121ZM16 248L18 249L17 251H16ZM117 249L119 251H117ZM124 249L125 250L128 249V250L125 251ZM149 249H148V253H149ZM27 250H28L29 254H27V252H26ZM157 250H156V252H157ZM177 250H178V252H177ZM109 251H112V252H109ZM195 251H198V253L195 252ZM99 252H101L102 256H101V254ZM113 252H114V254H113ZM77 253H79L78 255H79L80 259H81V253L78 250H72V252L71 251L69 252V255L71 254L69 256V258L71 257L70 259H66V261H63L64 258L51 257L50 258V262L48 264H52V263L53 264H73L74 261H75L74 264H77L78 262L75 260V258L78 261H80L78 259L79 257L77 255ZM180 253L181 254L183 253V257H182V255H180ZM99 254H100V256H99ZM115 254H117V255H115ZM121 254H124L125 256L124 255H122L123 257L119 256ZM193 254H196V255H193ZM126 255H128V256H126ZM192 255L195 256V258ZM109 256H110V258H109ZM21 257H24V259L21 258ZM179 257H180V259H181V257L183 258V259H181L182 262H181L180 259H179L180 261L178 260ZM175 258H177V259L175 260ZM15 259H16V261H15ZM107 260L109 261L108 263L106 262ZM166 260H167V262H166ZM86 262H88V264H94V263H91L90 261H86ZM85 263H83V264H85ZM78 264H82V263L79 262Z\"/></svg>",
	"mask_w": 264,
	"mask_h": 264
}]
</instances>
